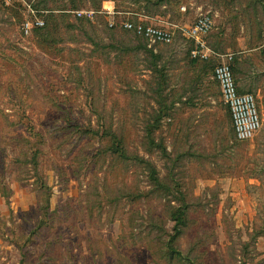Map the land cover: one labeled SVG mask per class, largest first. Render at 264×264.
Wrapping results in <instances>:
<instances>
[{"label": "rangeland", "instance_id": "1", "mask_svg": "<svg viewBox=\"0 0 264 264\" xmlns=\"http://www.w3.org/2000/svg\"><path fill=\"white\" fill-rule=\"evenodd\" d=\"M220 64L255 97L247 141ZM0 264H264V0H0Z\"/></svg>", "mask_w": 264, "mask_h": 264}, {"label": "built area", "instance_id": "2", "mask_svg": "<svg viewBox=\"0 0 264 264\" xmlns=\"http://www.w3.org/2000/svg\"><path fill=\"white\" fill-rule=\"evenodd\" d=\"M13 1L3 0L5 5H10ZM28 12L33 16L36 14L31 6H29ZM43 23L42 20L25 21L24 33L28 34L35 26L41 27ZM212 25L210 16L200 13L191 25L182 29L184 35L194 42V49L192 50L194 59L204 60L208 58L209 50L206 45V37L211 31ZM114 26L115 23L111 22L110 27ZM121 27L144 38L149 47L169 43L172 40V35L168 30L154 24L123 22ZM213 77L219 85L221 97L228 108L234 138L239 142L249 140L259 129L261 123L254 95L238 91L231 67L226 64L217 65L214 68Z\"/></svg>", "mask_w": 264, "mask_h": 264}, {"label": "trees", "instance_id": "3", "mask_svg": "<svg viewBox=\"0 0 264 264\" xmlns=\"http://www.w3.org/2000/svg\"><path fill=\"white\" fill-rule=\"evenodd\" d=\"M34 29H39V28H38V27H35V28H33V30H34ZM33 30H32V31H33ZM231 70H232V69H231ZM232 72H233V71H232ZM180 209H181V207L179 206V209H177V210L180 211ZM173 216H174V215H173ZM179 216H180V215H179ZM175 220H176V223H181V218H180V217H177Z\"/></svg>", "mask_w": 264, "mask_h": 264}, {"label": "crops", "instance_id": "4", "mask_svg": "<svg viewBox=\"0 0 264 264\" xmlns=\"http://www.w3.org/2000/svg\"><path fill=\"white\" fill-rule=\"evenodd\" d=\"M237 84V83H236ZM237 88H238V85H237ZM238 91H239V88H238ZM226 106V105H225ZM227 108V107H226ZM227 110H228V108H227ZM228 113H229V111H228ZM233 127V126H232ZM233 134H234V130H233Z\"/></svg>", "mask_w": 264, "mask_h": 264}]
</instances>
